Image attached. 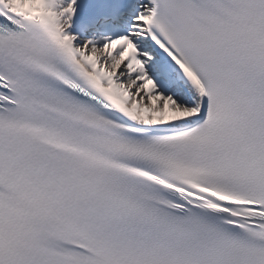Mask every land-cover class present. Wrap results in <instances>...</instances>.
<instances>
[{"label": "snow or ice", "instance_id": "6c2138e0", "mask_svg": "<svg viewBox=\"0 0 264 264\" xmlns=\"http://www.w3.org/2000/svg\"><path fill=\"white\" fill-rule=\"evenodd\" d=\"M0 264H264V0H0Z\"/></svg>", "mask_w": 264, "mask_h": 264}]
</instances>
